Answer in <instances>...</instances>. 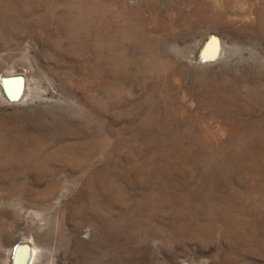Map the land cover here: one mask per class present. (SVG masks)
I'll list each match as a JSON object with an SVG mask.
<instances>
[{"label": "rangeland", "instance_id": "rangeland-1", "mask_svg": "<svg viewBox=\"0 0 264 264\" xmlns=\"http://www.w3.org/2000/svg\"><path fill=\"white\" fill-rule=\"evenodd\" d=\"M18 76L0 264H264V0H0Z\"/></svg>", "mask_w": 264, "mask_h": 264}, {"label": "bare ground", "instance_id": "bare-ground-1", "mask_svg": "<svg viewBox=\"0 0 264 264\" xmlns=\"http://www.w3.org/2000/svg\"><path fill=\"white\" fill-rule=\"evenodd\" d=\"M247 16H250V12H247ZM217 53L218 40L214 35H209L206 45L201 51L200 58L202 60L214 59L217 56ZM23 86L24 78L22 77H0V88L14 100H17L21 96ZM30 252L31 249L28 245L16 243L12 249L13 264H31L30 257L32 255Z\"/></svg>", "mask_w": 264, "mask_h": 264}]
</instances>
